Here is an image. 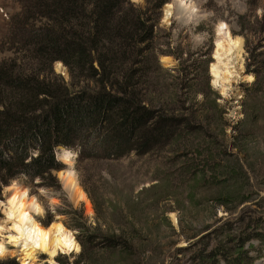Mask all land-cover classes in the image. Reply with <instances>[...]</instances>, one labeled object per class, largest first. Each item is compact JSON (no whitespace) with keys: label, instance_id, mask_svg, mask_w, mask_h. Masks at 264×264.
I'll list each match as a JSON object with an SVG mask.
<instances>
[{"label":"rangeland","instance_id":"rangeland-1","mask_svg":"<svg viewBox=\"0 0 264 264\" xmlns=\"http://www.w3.org/2000/svg\"><path fill=\"white\" fill-rule=\"evenodd\" d=\"M160 1L129 0L148 10L157 24L154 54L143 51L142 62L132 67L144 66L141 99L171 120L170 137L146 153L131 151L119 158L80 159L71 149L72 164L62 168L74 172L91 213L71 200L60 170H52L56 186L38 177L0 181V201L16 181L43 205L44 214L36 217L43 226L60 219L75 234L79 251L59 253L55 260L60 264H211L206 255L214 247L215 263L231 264L226 254H235L237 243L249 235L244 249L253 257L251 264H264V0H191V14L177 0H162L159 6ZM168 3L174 12L164 21ZM19 8L15 0H0V58L11 55L5 35ZM220 22L242 37L244 71L253 76L233 83L236 88L227 95L212 85L210 74ZM166 55L171 65L161 61ZM63 67L60 72L54 61L53 72H44L70 90L94 87L84 76L71 80ZM91 235L94 242L82 250V241ZM113 235L132 243V256L94 246Z\"/></svg>","mask_w":264,"mask_h":264},{"label":"trees","instance_id":"trees-1","mask_svg":"<svg viewBox=\"0 0 264 264\" xmlns=\"http://www.w3.org/2000/svg\"><path fill=\"white\" fill-rule=\"evenodd\" d=\"M15 1L20 8L10 17L5 35L11 55L0 58L2 183L38 177L42 184L56 186L52 170L63 167L55 154L58 145L76 149L80 159H108L146 153L170 137L171 120L141 99L144 66L132 67L142 62L143 51L154 54L157 24L148 10L129 0ZM54 61L63 62L71 80L84 76L94 87L70 90L56 83L44 72H53ZM92 237L84 238L82 250L94 242ZM250 237L237 243L235 254H226L227 261L252 263L244 249ZM94 246L133 253L132 243L122 235L103 237ZM215 251L205 254L211 264L218 260ZM0 264L18 262L7 258Z\"/></svg>","mask_w":264,"mask_h":264},{"label":"bare ground","instance_id":"bare-ground-1","mask_svg":"<svg viewBox=\"0 0 264 264\" xmlns=\"http://www.w3.org/2000/svg\"><path fill=\"white\" fill-rule=\"evenodd\" d=\"M139 1V0H138ZM179 6L188 13L195 11L191 0H177ZM193 3V2H192ZM174 12V4L164 7V21H168ZM243 39L233 35L226 23L220 22L217 27L213 61L210 63L212 85L223 95L232 89L233 83L253 80L252 74H245L243 66ZM165 65H171L172 57L161 56ZM62 62L56 61L57 70L65 72ZM239 84V83H238ZM75 154L70 149L62 150L60 159L71 166ZM58 176L66 188L71 200L83 203L86 213L92 212L91 202L80 187L74 172L69 168L61 170ZM7 195L0 201L2 217L0 218V257L16 255L21 264H60L55 260L59 253L79 251L75 234L60 219L43 226L35 216L44 214L43 205L29 189L12 181L6 188ZM52 199V203L55 202ZM10 246V247H9ZM46 254L45 260L38 262V255Z\"/></svg>","mask_w":264,"mask_h":264},{"label":"water","instance_id":"water-1","mask_svg":"<svg viewBox=\"0 0 264 264\" xmlns=\"http://www.w3.org/2000/svg\"><path fill=\"white\" fill-rule=\"evenodd\" d=\"M57 148H58L59 150L62 149L61 146H58ZM64 164H65V163H64ZM60 171H61V170H60ZM58 172H59V171H58Z\"/></svg>","mask_w":264,"mask_h":264}]
</instances>
